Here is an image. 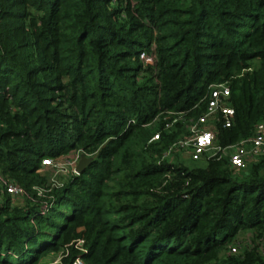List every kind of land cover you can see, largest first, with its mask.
Returning a JSON list of instances; mask_svg holds the SVG:
<instances>
[{"label": "trees", "instance_id": "1", "mask_svg": "<svg viewBox=\"0 0 264 264\" xmlns=\"http://www.w3.org/2000/svg\"><path fill=\"white\" fill-rule=\"evenodd\" d=\"M222 82L229 150L264 123V0H0V176L25 190L0 183V264L79 238L87 264H264V152L235 169L169 151ZM77 152L92 160L42 193V159Z\"/></svg>", "mask_w": 264, "mask_h": 264}, {"label": "built area", "instance_id": "2", "mask_svg": "<svg viewBox=\"0 0 264 264\" xmlns=\"http://www.w3.org/2000/svg\"><path fill=\"white\" fill-rule=\"evenodd\" d=\"M139 58L144 63L153 64L155 61V56L153 52L142 51L139 54ZM229 85L226 82L214 84L210 87L208 92L207 105L204 112H202L197 118L190 119V124L187 128V133L185 136L178 139L169 149L177 148L182 151H187L192 159H199L204 153L212 152L214 154L227 153L229 154V164L235 169H240L244 166L245 160L248 158H253L260 153L264 152V123L257 122L254 126L253 135L239 144L232 146L229 150L221 148L215 143L214 138V126L211 120L215 119L217 116L223 118V126L228 127L231 123L233 116V109L229 105ZM169 126V125H167ZM159 134L156 133L152 137V140L158 139ZM231 151V152H230ZM64 158V157H63ZM80 158L79 152L76 153L75 158L69 160L66 159L65 166H68L71 170L67 173L78 174L75 170L76 163ZM42 164L47 166H55L52 158H43ZM65 167L64 169H66ZM58 173V171H56ZM52 186L57 187L61 184L56 179H51ZM0 183L4 186L7 193L14 197H20L25 193L23 187L9 182L7 179L0 176ZM41 191L39 190V193ZM38 193V194H39ZM73 245L80 251L71 262V264H87L81 253L86 251L84 246V239L79 238L71 243L66 244L64 247L60 248L58 253L59 264L62 257L68 254L69 245ZM230 250L234 251V247H230ZM56 253V254H57ZM40 264V263H38ZM56 264V263H53Z\"/></svg>", "mask_w": 264, "mask_h": 264}, {"label": "rangeland", "instance_id": "3", "mask_svg": "<svg viewBox=\"0 0 264 264\" xmlns=\"http://www.w3.org/2000/svg\"><path fill=\"white\" fill-rule=\"evenodd\" d=\"M79 154H80V156L83 155L82 153H79ZM181 154L183 156H185L183 163L188 167H193L196 165H202L203 164V161H201L200 159L199 160H191L190 157L188 156V153L185 151L181 152ZM223 154L227 155V153H223ZM84 155L86 157H89V155H86V154H84ZM75 156H76L75 153H71L69 156L64 157V158H57V159L52 158V160L55 164V166H52V167L42 164V166L39 169V173L42 177L45 178V184L43 186L45 188L38 187V189H40L42 191V193L49 191V189L51 187H53L52 181H51V179H53V178L56 179L60 184L64 183L65 180L67 179V176L69 175V173H67V171L71 170L68 166H65L64 163H65L66 159L71 160V159L75 158ZM251 160H252V158L249 161H251ZM65 167H67V168L64 169ZM56 171H58V173H56ZM53 188H55V187H53ZM20 199L21 198H16L14 200H16L19 203ZM252 238H253V236L251 235V232L249 230L239 231L237 233L233 243H232V246H231V247H234V251H232V250H230V251L231 252H235V251L237 252V250L241 249L242 247L249 246V244H251ZM56 253H57V251H53V252H48L47 254L42 255V257L40 258L38 263H40V264H53V263L59 264V260H58V256H57L58 253L57 254ZM48 255H51V257L47 258ZM60 264H61V261H60Z\"/></svg>", "mask_w": 264, "mask_h": 264}, {"label": "water", "instance_id": "4", "mask_svg": "<svg viewBox=\"0 0 264 264\" xmlns=\"http://www.w3.org/2000/svg\"><path fill=\"white\" fill-rule=\"evenodd\" d=\"M91 160L92 157H86L84 154L81 155L78 163L75 166L76 172L80 173Z\"/></svg>", "mask_w": 264, "mask_h": 264}, {"label": "crops", "instance_id": "5", "mask_svg": "<svg viewBox=\"0 0 264 264\" xmlns=\"http://www.w3.org/2000/svg\"><path fill=\"white\" fill-rule=\"evenodd\" d=\"M49 254H50V253H49ZM48 256H49V257H48ZM48 256H47V258H50V257H51V255H48Z\"/></svg>", "mask_w": 264, "mask_h": 264}]
</instances>
